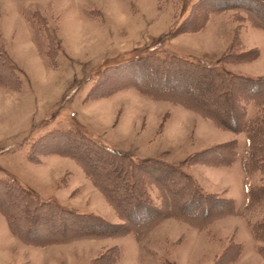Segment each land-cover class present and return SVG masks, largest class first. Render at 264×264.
I'll list each match as a JSON object with an SVG mask.
<instances>
[{
	"label": "rangeland",
	"instance_id": "374dc122",
	"mask_svg": "<svg viewBox=\"0 0 264 264\" xmlns=\"http://www.w3.org/2000/svg\"><path fill=\"white\" fill-rule=\"evenodd\" d=\"M214 5V0H0V180L14 179L10 186L39 201L122 224L82 165L67 155L81 149L76 131L138 161L164 162L195 190L188 202L183 177L171 175L174 182L165 185L143 174L158 215L141 216L137 228L125 234L69 239L45 212L31 224L25 221L20 207L7 203L10 195L0 182V264H264L257 251L264 243L250 230L264 214V201L245 208L244 190L258 185L260 174L247 176L240 166L244 134L146 92L141 78L154 76L146 72L149 64L134 63L141 56L173 54L219 64L228 74L264 76V30L252 27L245 11ZM235 37L233 51L255 49L258 56L220 64ZM255 111L248 105L249 116ZM230 140L238 143V156L229 165H213L218 157L209 152L199 155ZM202 195L230 202L211 206ZM7 209L19 236L9 226Z\"/></svg>",
	"mask_w": 264,
	"mask_h": 264
},
{
	"label": "trees",
	"instance_id": "16d2710c",
	"mask_svg": "<svg viewBox=\"0 0 264 264\" xmlns=\"http://www.w3.org/2000/svg\"><path fill=\"white\" fill-rule=\"evenodd\" d=\"M215 3L218 10L233 8L245 11L252 27L264 30V0H214ZM216 6L214 5V8ZM201 27L202 24L199 27L183 28V31H195ZM179 30L178 27L176 31ZM236 42L235 37L228 52L219 59L220 64H239L258 56L255 49L233 51L234 48L237 49ZM134 63L137 66L142 63L145 68L149 64L150 70H146V72L154 76L152 80L141 78L144 80L143 84L146 87L143 89L146 92L163 94L167 99L184 103L187 107L198 110L233 134H244L245 144L239 159L240 166L247 176L255 172L260 174V183L249 185L244 190L245 208L264 201V76L250 77L243 74H228L219 64L193 61L173 54L162 57L154 56V58L141 56ZM11 69L9 80L14 81L13 78L16 80L17 76H15L12 66ZM7 86H10V81H7ZM250 104L256 109L252 116L247 113ZM73 135L81 142L78 143L81 149L67 155L74 157L82 165L92 182L103 192L124 222L116 226L93 214H80L64 209L56 203L39 201L36 196L26 192L22 187L10 186L11 182L15 181L14 179H11L10 182L0 180L6 187V191L9 192L10 196L7 201L9 206L12 205L14 209L20 207V215L30 224L37 218V213L45 212L54 222L59 221L61 233H67L66 231L70 233L69 239L110 237L134 231V228H137L138 218L141 216L153 217L154 214H159L158 209L151 204L147 196L143 174L149 175L155 182L162 181L165 185L174 182V180H170L169 176H181L187 183L188 202H191L195 197V190L190 179L170 165L154 160L138 161L83 133L75 131ZM237 145L236 140H230L216 145V148L210 147L202 150L199 155H202L203 152L217 155L218 161L213 165L226 166L237 158ZM204 162L201 161V164ZM163 175H166L165 178L162 177ZM12 188L13 190L18 188L15 195L11 193ZM202 197L204 200L210 201L211 206H226L230 202L229 199L218 196L202 195ZM198 201L196 200L195 204ZM46 205L47 209H44L43 207ZM41 208L44 210L41 211ZM8 211L9 209L4 213L7 219L11 217V221H8L9 226L12 232L19 236L16 229L10 225L15 220L12 218L14 215L9 214ZM78 223L80 224L78 225ZM87 225L91 226L86 228ZM250 230L257 241L264 243V214L261 219L252 222ZM68 238L65 240H69ZM257 251L264 258V245H258Z\"/></svg>",
	"mask_w": 264,
	"mask_h": 264
}]
</instances>
